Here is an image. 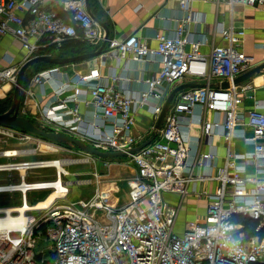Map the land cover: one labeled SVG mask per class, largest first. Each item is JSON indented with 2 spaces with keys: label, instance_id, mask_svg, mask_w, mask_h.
Instances as JSON below:
<instances>
[{
  "label": "built area",
  "instance_id": "built-area-1",
  "mask_svg": "<svg viewBox=\"0 0 264 264\" xmlns=\"http://www.w3.org/2000/svg\"><path fill=\"white\" fill-rule=\"evenodd\" d=\"M57 1L68 20L51 9L46 0H0V35L12 36L24 49L20 65L0 67V86L5 82L14 85L20 67L27 61L54 56L45 52L51 46L60 47L70 39L85 41L93 50L101 46L104 33L88 12L86 0ZM191 1L180 0L185 17L172 36L158 34L155 47L135 33L121 41L108 42L107 54L118 58H161V69L145 81L148 91L138 96L118 93L100 81L99 71H92L73 84L64 83L56 88L59 95L71 87L75 93L35 119L39 127L65 132L100 151L128 152L141 144L132 134L136 111L152 103L149 110L157 119L171 89L187 76L208 80L216 77L231 85L187 89L177 95L157 137L129 158L136 175L128 181V201L121 207L110 204L109 192L99 188V173L95 174V193L88 201L58 203L67 200L72 185L64 179L69 175L66 165L60 168L57 164L64 160H11L22 157L25 150L1 151L0 158L9 160L0 162V174H7L9 179L16 175L18 181L0 184V196L17 195L21 203L0 206V264H264V236H247V227L239 220H252L256 233L264 232V178L260 176L264 169V105L247 112L254 151L237 155L230 150L234 129L242 121L238 112L242 97L232 82L257 63L242 48L245 32L233 27L222 32L221 44L213 45L204 54L205 41L193 38L188 31ZM217 1L264 10V0ZM58 71L59 67L40 71L27 86L24 84L23 115L31 106L27 99L34 96L31 86L49 83ZM80 86L88 89L84 99L80 98L85 92ZM69 102H90L104 121H113L111 131L101 129L97 114L96 123L86 122L79 105L69 107ZM197 106L224 115L222 137L227 156L215 176L206 173L195 177V165L188 164L189 147L182 131V118L192 115ZM57 109L71 118L57 115ZM7 128L0 129V133L13 137L14 129ZM202 128L204 140L209 142L212 124L203 122ZM38 150L42 152L37 145L26 152ZM214 158V152L203 153L196 164L209 168ZM240 160L257 165L256 173L247 174L246 164H239ZM47 169L55 170V179L30 180L32 171ZM205 180L217 182L213 194L197 195L208 197L206 221L179 235V206L165 201L164 195L176 193L184 199L190 194L191 183ZM40 191L60 192L61 196L47 207L36 208L29 204V194ZM40 242L45 247L38 252ZM46 253L51 255L49 259Z\"/></svg>",
  "mask_w": 264,
  "mask_h": 264
},
{
  "label": "crops",
  "instance_id": "crops-1",
  "mask_svg": "<svg viewBox=\"0 0 264 264\" xmlns=\"http://www.w3.org/2000/svg\"><path fill=\"white\" fill-rule=\"evenodd\" d=\"M46 2L51 9L58 11L59 15L63 12L61 7L57 5V0H46ZM88 2L91 13L106 25L110 41H121L128 35L135 33L151 47L156 46L157 42L155 38L158 34L172 36L177 26L181 23L182 18L186 15L180 8V0H88ZM64 15L67 14H62V17L66 19ZM190 15L192 16V21L187 25L188 31L193 38L205 41L206 44L202 47L204 54L209 53L213 45L221 44L223 42L222 32L233 27L236 30H243L245 32L242 47L244 52L253 57L257 64L264 62V10L240 4L231 6L217 0H192ZM103 33L105 34L104 30ZM59 48L61 46L52 50L51 54L56 57L80 55L77 51H66L63 54ZM87 49L88 51L93 50L89 45H87ZM23 56L24 49L18 40L12 36L0 35V67L18 66L22 63ZM51 67H59V71L53 75L49 83L31 86L34 96L27 100L31 103L29 110L30 115L34 119L39 117L42 111L50 110L51 107L60 105L62 99L75 93V90L71 87L66 93L59 95V93H55L56 88L64 83L73 84L78 81L80 76L89 75L92 71H99L100 81L112 87L116 92L124 95L138 96L140 93L148 91L149 87L145 81L161 69L162 60L157 57L135 61L128 57L118 58L106 54V56H99L66 66L52 65L43 70ZM43 70L41 69L39 72ZM34 75L28 80L26 78L25 86L30 83ZM183 83H198L212 87H219L221 85L220 79L216 77L208 80L206 78L201 79L187 76L174 87ZM12 86L8 82L1 84L0 99H4L11 93ZM237 87L242 97V104L238 108L242 121L234 129V138L230 145V150L237 155H243L253 152L255 148L251 141L253 133L247 125V112L257 106L264 105V74L258 75ZM80 88L85 91L80 96V98L84 99L87 96L88 89L83 86H80ZM76 104L74 102L68 103L69 107H73ZM151 104L138 109L135 114L136 121L132 134L138 138L140 143L148 141L154 135L153 131L157 119L149 110ZM77 105H79L80 113L86 122L96 123L94 117L97 114L100 116L97 124L101 129L106 132L111 131L113 121H104L101 112L90 102H79ZM57 111V115L65 119L71 118L64 110L57 109ZM182 119V131L189 147L188 164L195 165L193 175L195 177L203 176L206 173L212 176L217 175L219 168L223 166L227 156V146L222 137L224 115L197 106L194 108L192 115L185 116ZM200 119L205 123L212 124L213 133L209 142L206 139L204 140L203 122H200ZM208 152L215 153L211 166L204 168L197 165L196 161L200 155ZM14 159L17 160V158H12L11 160ZM0 160L7 161L9 158H0ZM238 163L241 165L246 164L241 160ZM256 169L257 165L253 163L246 164L247 174L254 175ZM69 174L68 176H75L71 173ZM0 175H5V179H7V182L3 183L14 182L16 179V175H14L13 179H9L7 174ZM100 175L102 182L99 188L109 192V203L116 207L126 204L129 192L128 181L136 175V169L129 162V158L116 159V170L114 172L111 171L110 174ZM260 176L264 178V169ZM2 179L4 180V178ZM70 182L73 185L89 184L94 187L93 194L95 193V180ZM121 183L126 184L124 193H122L123 188L120 186ZM216 187L217 182L215 180L195 181L190 184V194L184 199L176 193H166L164 198L168 203L179 206L178 217L179 215L186 216L184 218L187 219L185 224L187 225L186 228H188L203 220L207 212L208 197H198L197 195L205 192L213 194ZM14 196L12 195L11 198ZM0 197V201L8 198L5 196ZM186 228H183V231Z\"/></svg>",
  "mask_w": 264,
  "mask_h": 264
},
{
  "label": "rangeland",
  "instance_id": "rangeland-1",
  "mask_svg": "<svg viewBox=\"0 0 264 264\" xmlns=\"http://www.w3.org/2000/svg\"><path fill=\"white\" fill-rule=\"evenodd\" d=\"M43 70V69H42ZM39 70L35 68H30L26 78L27 80L34 74H37ZM13 87V86H12ZM12 91L5 97L4 99H0V113L5 112L7 109H9L11 103H12ZM28 118L32 119L36 125L39 126V121L34 119L30 114L27 115ZM41 126V125H40ZM9 126H3L0 125V129H8ZM10 128V127H9ZM13 128V127H12ZM43 128V126H41ZM15 133L14 136H8L6 134L0 133V152L5 150H25V153H23L22 157H18V160H54V159H62V160H68L67 163H65V170L69 174H73L75 176H65L64 179L67 181H81V180H95V174H110L111 171L114 172L116 170V159L112 160H102L98 159L94 156H87L83 154L81 151H79L76 147H73L72 145H65V144H58L54 143L48 140H45L43 138H40L34 134L22 131L17 128H13ZM40 146L41 150L44 149V147L49 148L51 151L49 153L44 151H37L35 153L26 152L28 150L36 149V146ZM54 149L56 151H54ZM5 160H0V162ZM70 175V174H69ZM8 177V175H7ZM4 178V180L2 179ZM30 180H43V179H49L53 180L55 179V170L54 169H47V170H37L32 171L29 176ZM0 183L7 182V179H5V175H0ZM18 181L16 178L14 182ZM122 189V193L126 190V184L121 183L120 184ZM94 192V187L89 184H75L70 186V195L68 196L67 200L64 201H58V203H76L81 204L82 201H88ZM52 192L50 191H40V192H34L29 194V204L33 205L37 202H40L44 200L49 194ZM1 198V197H0ZM20 200L18 196H14L11 198L9 196L6 198V200L0 201V205H20ZM36 215L35 213H31ZM186 216L179 215L178 217V225L176 229V233L181 235L183 232V228H186V221L187 219L184 218ZM207 218V212L203 220L198 221L197 223L205 222ZM190 227V226H189ZM188 227V228H189ZM45 245L40 242L37 248V251L40 252L44 249ZM45 257L48 259L51 257L49 253L45 254Z\"/></svg>",
  "mask_w": 264,
  "mask_h": 264
},
{
  "label": "water",
  "instance_id": "water-1",
  "mask_svg": "<svg viewBox=\"0 0 264 264\" xmlns=\"http://www.w3.org/2000/svg\"><path fill=\"white\" fill-rule=\"evenodd\" d=\"M86 8L88 12L90 13V15L92 16L93 20L97 22L102 27V29L105 31L104 39H103L101 46L97 50L88 51L80 55H75V56H70V57L38 56L24 63L20 67L18 74H17L16 82L13 85L12 103L9 109H7L3 113H0V125L17 128V129L34 134L40 138H43L45 140H48L54 143L72 145L73 147H76L79 151H81L83 154L87 156H94L98 159H102V160H112V159H122V158L131 159L133 154L140 151L142 148L146 147L157 137L158 133L163 128L166 115L173 101L177 97V95L184 90L193 89V88H202V87H205V85L198 84V83H183V84H180L174 87V89L168 95L163 105V108L157 118L156 125L153 131L154 132L153 137L149 139L148 141L141 143L140 145H138L137 147H135L134 149L128 152L100 151L86 144L81 139L74 137L72 135H69L65 132L54 131L52 129L46 130L44 128L39 127L27 117V115L30 114L29 109H26L27 115H23L21 113L22 101L24 98V84L26 80V75L29 69L32 68L34 65L39 64V63H45V64L56 65V66H66L69 64L77 63V62L86 61V60H89L95 57L104 56V55L106 56V54L108 53L109 51L108 42L110 40L108 29L106 25H104L100 20H98L91 13L88 0H86ZM261 74H264V62L257 64L255 67H253L249 71L235 78L232 84L235 86H238ZM230 85H231V82L224 81L221 83L219 87L227 88Z\"/></svg>",
  "mask_w": 264,
  "mask_h": 264
},
{
  "label": "trees",
  "instance_id": "trees-1",
  "mask_svg": "<svg viewBox=\"0 0 264 264\" xmlns=\"http://www.w3.org/2000/svg\"><path fill=\"white\" fill-rule=\"evenodd\" d=\"M62 14H64L63 12H61V16ZM66 17V19L68 20L69 19V16L68 15H64ZM56 49V46H51L47 51V53H51L52 50ZM60 51L63 52V54H65V52L69 51V52H79V54H83L85 52H88V49H87V43L85 41H80V40H77V39H71V40H67L65 41L61 48H59ZM52 65L50 64H45V63H39V64H36L33 66V68H35L36 70H41V69H45V68H48ZM26 81V80H25ZM30 119V118H29ZM31 121H33L32 119H30ZM34 123V122H33ZM46 130H49L47 128H44ZM239 220L241 222H243V224L247 227V236H252V235H256V234H259L261 237L264 236V232L263 233H256V223L252 220H249V219H240Z\"/></svg>",
  "mask_w": 264,
  "mask_h": 264
},
{
  "label": "bare ground",
  "instance_id": "bare-ground-1",
  "mask_svg": "<svg viewBox=\"0 0 264 264\" xmlns=\"http://www.w3.org/2000/svg\"><path fill=\"white\" fill-rule=\"evenodd\" d=\"M0 95H1V93H0ZM42 151L49 153V151H51V150L49 148L44 147V149H42ZM67 162H68V160H64V161H59V163H57V164L60 165V168H61V166H63V164H65ZM60 196H61L60 192H52L51 194H49L45 198V200H42L37 205H32V206H34V207L36 206V208L47 207L48 205L54 203V201H56V198L60 197ZM27 207H29V206L27 205ZM19 209L21 211H24V207H20Z\"/></svg>",
  "mask_w": 264,
  "mask_h": 264
}]
</instances>
